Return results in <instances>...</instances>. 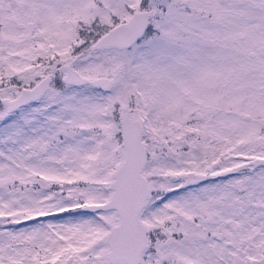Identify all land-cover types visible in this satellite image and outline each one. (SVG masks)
Wrapping results in <instances>:
<instances>
[{"label": "snow or ice", "instance_id": "6c2138e0", "mask_svg": "<svg viewBox=\"0 0 264 264\" xmlns=\"http://www.w3.org/2000/svg\"><path fill=\"white\" fill-rule=\"evenodd\" d=\"M0 264H264V0H0Z\"/></svg>", "mask_w": 264, "mask_h": 264}]
</instances>
